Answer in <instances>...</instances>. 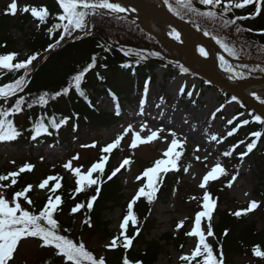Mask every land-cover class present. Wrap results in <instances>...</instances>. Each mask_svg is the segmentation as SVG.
<instances>
[{"label":"trees","instance_id":"1","mask_svg":"<svg viewBox=\"0 0 264 264\" xmlns=\"http://www.w3.org/2000/svg\"><path fill=\"white\" fill-rule=\"evenodd\" d=\"M162 1L164 3V0ZM11 2L12 0H0V55L17 53L16 60L13 61L16 63L26 60L28 56L34 53H39L38 61L33 62L34 67L30 66L27 76L28 83L24 91L18 94V97L23 96L26 101L31 102L43 92L49 93V103L46 107L36 105L32 109H27L25 105L23 113L10 117L22 133L18 139L10 141L16 149L28 147L29 152L32 153L34 147L37 146L44 148L48 146L61 147L70 144L75 139L82 142L86 140L84 136L96 131L98 127L116 124L118 121L131 116L129 108L136 107L139 95L147 88V83L156 81L155 63H162L182 72V65L171 56L164 45L144 30L135 18L124 13L99 10L97 14L88 17L92 25L89 29L90 34L83 32L78 35L73 33V37L79 36L80 38L66 37L65 41H62L58 47L51 51H45L49 44L54 43L59 38L60 34L56 32L50 36L48 32V28L57 22L55 17L62 12L57 0H16L18 8L29 6L48 9L50 13L48 21L39 27H37L38 21L30 14L18 11L15 16L5 15V10ZM165 6L168 10L171 6L172 10H169L171 13L192 25L202 34L208 32L209 35L207 36L216 43L218 39L227 44L228 48L235 52L234 56L217 43L220 49L232 60L251 62V64H238L224 58L227 61V64L223 66L224 69L231 67L237 72H243L245 74L243 79H264V7L261 8L259 15H256V5L253 4L241 9L233 8L226 16H223V2L219 7L214 8L201 5L199 0H192L195 11L178 3L177 0H168ZM206 11L216 12L217 15L214 17L202 15ZM236 17L248 18L236 20V23L232 24L230 21ZM225 20L229 23L225 24ZM248 29L253 31L250 32ZM17 34L20 36L17 37ZM24 51L28 53L25 57L22 55ZM150 53H158L159 55L154 56ZM93 55L97 56V63L92 70L86 73L82 82L85 96H80L72 87V77L87 67ZM141 55L145 59H140ZM185 73L191 72L188 70ZM23 74V69L11 72L0 69V86L13 82ZM170 74L171 72L167 76ZM199 80L204 86H211L206 80L202 78ZM66 87L70 88L67 95H61L56 100H51L52 94L62 91ZM224 95L226 101L233 98L225 92ZM111 96H115L121 104L116 112L103 113L99 100ZM18 97H12L6 101L0 99V107L10 108ZM239 104L242 108L238 109V113L248 111L244 120H248L249 123L243 124L238 129H236L237 126H234L235 134L222 138L223 143L221 151H219L221 152L220 160L224 164L227 174L220 181H214L207 188L212 198L216 200V208L213 211V218H216V221L211 222L214 236L207 242L213 246L217 256L222 246L225 264H239V259H245V264H264V258L253 255V248L257 246L260 247L261 251H264V136L259 139L257 147L251 153L244 156L243 159L240 158V154L246 151L247 144L255 139L250 134L255 131L264 132V125L254 121L253 117L257 115L254 111L240 101ZM40 116H55L58 121L64 117L70 119L58 132L50 130L52 135H41L37 140H32V133L29 129L33 125L29 117L35 120ZM19 117L24 118L21 124L18 122ZM241 141L243 143H240ZM235 145L239 146L236 147L231 156L223 155L225 151H231ZM122 154L121 149H117L115 153L105 154L109 155V158L105 172L100 177L105 182L101 184L99 198L94 203L91 212L85 208L80 213L70 215L71 208L76 203H86L88 198L95 195V186L75 193L76 178L70 179L68 176H62L59 170L60 172L56 176L62 179L60 181L61 188L57 190V194L61 195L63 203L60 206L62 211L56 213L55 216L61 225V229H70V232H62V234L68 235L75 242H80L83 232L90 229L83 224V220L90 216L93 227L107 232V237L115 236L108 230L109 225L105 221V215L118 207L124 210L123 216L126 215L127 205L131 200H128L124 194L123 176L125 171L121 169V172L111 181L107 180V176L119 166L117 160ZM186 157H181L179 171H170L158 178L162 182L158 184L159 191L154 203L168 205L174 196H179L183 192V171ZM241 167L256 175L257 184L254 187L253 195L260 207L247 215L236 217L233 213L247 208L249 204H243L231 198L227 184L232 180L231 176L236 175ZM35 168L36 166L31 172ZM31 172L21 173L16 178V185L5 188L10 199L16 191L28 184L34 185L36 181L40 183L46 178V175H32ZM98 175L94 174L93 178ZM50 183L52 184L54 181ZM204 191L194 193V197L203 200ZM50 194L40 198L33 191L28 193V196L33 200V205L29 207L30 210L37 212L41 210ZM152 205H149L143 197L134 205V214L138 217L136 227L140 228L141 231L140 235L133 241L132 248L127 251V256L133 261V264L136 261H142L143 264H156L160 254L166 248L172 247L178 252H183L187 246L189 236L186 235L188 230L185 226L180 227L176 232L165 233L158 239L148 240L151 233L159 227L153 215ZM80 218L82 223L77 231V221ZM175 229L177 230V226ZM225 231L228 232L227 236L224 235ZM134 232L135 228L130 224L129 233ZM32 239L41 244L37 238ZM45 250L49 252L48 256L37 259L34 264H62V258L55 254L54 249L45 248ZM124 255L125 250L122 247L113 253L106 251L99 256L95 254L97 258L104 256L106 264H122ZM19 260L20 258L16 253L10 264H19Z\"/></svg>","mask_w":264,"mask_h":264},{"label":"snow or ice","instance_id":"2","mask_svg":"<svg viewBox=\"0 0 264 264\" xmlns=\"http://www.w3.org/2000/svg\"><path fill=\"white\" fill-rule=\"evenodd\" d=\"M223 0H199V3L204 6L219 7L222 4ZM57 3L62 10L61 14L55 17L57 21L51 27L48 28L49 35L52 36L56 32H59V38L55 40L54 43L49 44L48 48L45 51H51L52 49L58 47L62 41H65V38H75L79 39V36L73 37V33L84 32L85 34H90L89 31V20L90 15H95L99 10H106L110 13H123L127 9L122 7L119 3H116L115 0H57ZM164 3L167 4L168 0H164ZM178 3L184 4L186 7L195 11L196 9L192 6V0H178ZM256 5V15H259L261 8L264 7V0H239V2H234V0H228L227 3H224L223 7V16H226L231 9H241L248 5ZM169 10L171 6H169ZM20 11L25 14H30L36 21H38L37 27L47 23L50 13L46 7H29L24 6L23 8H18V3L16 0L8 5L5 10V15L15 16L17 12ZM202 15L207 17H214L217 15L216 12L206 11ZM248 17H236L231 20L232 24L236 23V20L247 19ZM225 24L229 21L225 20ZM248 31H253L248 29ZM174 39L180 40V33L173 30L171 33ZM204 35H209L208 32H205ZM217 43L221 45L222 48L228 50L230 55H235V52L232 49L228 48L227 44L222 43L217 39ZM107 50V49H105ZM201 56H207L208 52L204 47L198 49ZM17 53H10L5 55H0V69L11 71L24 70V74L19 78L15 79L13 82L6 83L0 86V99L8 100L12 97H18V94L23 92L26 84L28 83L27 76L29 75L30 66L34 67L33 62L38 61L39 53H34L26 60L18 61L13 63L16 60ZM150 55L158 56V53H150ZM140 59H145L143 55L140 56ZM221 65L224 66L227 64L224 57H220ZM97 63V56L93 55L91 57V62L87 67L78 72L72 77V87L80 96H85V92L82 89V82L86 73L92 70ZM226 71L232 73L231 79L235 76L238 79H243L245 74L243 72H237L231 67H226ZM182 72H187L188 69L181 66ZM70 91V88H64L62 91H57L51 95V100H56L61 95H67ZM183 93L184 89H180ZM189 96L192 93H187ZM236 100V97L232 98ZM264 103V100L260 101ZM49 103V93L43 92L38 96L37 99L32 100L31 102L26 101L25 97L19 96L15 99L14 104L10 108L0 107V143L10 142L18 139L22 133L16 127L14 120L10 117L19 115L25 111V105L27 109H32L34 106L39 105L41 107H46ZM222 108H218L217 112L222 111ZM119 115V112H117ZM69 117H64L59 121L55 116L46 117L40 116L35 120L32 117H29V120L32 122V127L29 131L32 133L31 139L37 140L41 135H52L54 130L58 132L60 128L68 123ZM215 119V115H213ZM254 121L259 122L261 125H264V117L261 115H255L253 117ZM229 124H232V120H228ZM244 125L249 123L248 120L242 122ZM147 125H141L140 131H133L132 125H128L123 132L118 135L115 140L111 143H108L106 146L102 147L101 152L104 154H111L114 149H117L121 141L129 133H132V139L129 147L131 149H136L138 145H143L150 143L159 137V132L163 129L157 131H151L150 134L146 137L141 136V132ZM76 129L74 128V131ZM235 134V129L228 131L227 135L232 136ZM173 137L176 136L175 132H172ZM255 139L251 143L247 144L246 151L240 154V158L243 159L244 156L251 153L256 147L259 139L264 136V132L255 131L250 134ZM162 139V138H161ZM212 140L216 142H222L220 138L216 135L212 136ZM185 141L178 140L176 138L171 139L169 146L162 153V157L157 159L154 162V165L145 169L140 176L136 177V180H142L146 178V184L139 187L138 191L135 193L131 201L127 205L126 215L123 216L121 223L119 224L120 232L118 235L114 236L106 245L107 250H116L118 248H123L125 250V255L122 258V264H133L127 256V251L132 248L133 241L140 235V228L136 227L138 223V217L134 214V205L143 197L146 199L149 205H152L156 199L157 192L159 191L158 184L161 183L158 178L161 174H167L170 171H179V162L183 155ZM240 143H243L241 141ZM235 145L232 147L231 151H225L224 156H231L232 152L235 151ZM82 148H95L96 143L91 144H82ZM196 152L201 151L199 146H196L194 149ZM109 155H102L100 159L93 163L90 168L86 171H82L81 167H73L72 162L79 159V154L74 155L68 162H66L63 167L69 170L75 179V193H80L85 190V188H92L95 186V195H92L88 198L86 203H76L72 208L70 215L80 213L82 209H87L88 212H91L94 207V203L98 200L101 184L105 181L101 180L100 177L103 176L105 172V166ZM201 158L196 157V160L199 161ZM205 160L207 157L204 158ZM43 160V157H41ZM14 163V161H13ZM132 160L130 158H124L120 165L111 171V174L107 176V180L111 181L118 173L121 172V169H124L126 166L131 165ZM34 168L32 164H25L18 169V171H12L7 175H0V181L11 180L10 185L0 184V264H10L14 260V254L18 251V246L22 241L27 240L28 238H37L41 241L40 247L42 248H52L55 250V254L62 258V264H106V258L100 256L97 258L91 251L86 248L85 243L81 240L80 242H75L68 235L63 233L70 232L69 228L61 229V225L56 218L55 214L59 211H62L61 204L63 203L61 195L57 194V190L61 188V177L57 176H48L43 179L39 184V189H48L51 193L46 204L42 207L41 210L34 211L29 210V207L33 205V200L28 196V193L33 191L34 186L28 184L23 187L21 190L13 193L11 200L6 199L3 189L17 184V177L21 173L31 172ZM185 172L188 171L187 168L184 169ZM94 174H99L96 178H93ZM225 168L220 164L216 163L211 170L208 171L203 177L202 182L199 184L201 189H205L203 193V203L202 210L197 212L194 218V227L192 230L186 233L189 237L198 238V242L195 244L194 248L189 254L180 256V260L185 262V264H225L223 248L222 246L219 249V255L217 256L214 253L213 246L207 242V237H213L214 232L212 228L211 221L213 219V211L216 208V200H214L211 194L207 191V186L210 181H215L221 175H226ZM236 178L233 177V181ZM54 183L50 184V182ZM227 187H232V183L229 182ZM75 198V197H73ZM195 199V197H193ZM27 204L29 207H25ZM258 207L259 203L255 200L251 201L247 208L238 210L233 213L236 217L241 215H247L248 213L253 212ZM202 218H206L208 221L205 231H202ZM83 224L87 225L88 228L93 227L91 217L88 216L83 220ZM135 228V232L129 233V226ZM183 226V221H180L177 225V230ZM224 235L227 236L228 232L225 231ZM253 255L256 257L264 258V251H261L260 247L253 248ZM135 264H143L142 261H136Z\"/></svg>","mask_w":264,"mask_h":264},{"label":"rangeland","instance_id":"3","mask_svg":"<svg viewBox=\"0 0 264 264\" xmlns=\"http://www.w3.org/2000/svg\"><path fill=\"white\" fill-rule=\"evenodd\" d=\"M162 1V0H161ZM178 1V0H177ZM228 0H223V3H227ZM239 2V0H234ZM131 12H129L130 14ZM89 21V29L91 27ZM170 40L176 43L178 46L184 47L185 41L183 39L181 31L176 27L170 26L169 28ZM175 30L180 33V40L173 38L171 33ZM78 33V32H77ZM20 35L17 34V37ZM166 45H164L165 47ZM197 49L203 47L198 42ZM171 56L177 60L181 65L187 67L186 56L180 52L179 48L172 46L165 47ZM198 51V50H197ZM224 52V51H223ZM199 53V51H198ZM225 53V52H224ZM23 57L27 55V51L22 53ZM200 55V53H199ZM227 55V54H226ZM201 56V55H200ZM207 58V56H201ZM156 81L150 88L152 90H145L137 101L136 107L130 109L131 116L122 121H118L116 124L98 127L96 131L84 136L86 140L80 142L77 139L71 141L68 145L61 147L48 146V147H34L32 153H30L28 147L16 149L10 142L0 143V175H7L12 171H18L20 167L25 164H32L36 166L35 170L31 174L56 176L58 172L62 176H68L72 179L74 176L72 173L65 169L63 165L68 162L74 155L79 154V159L72 162L73 167H81L82 171H86L91 165L97 162L102 155V147L111 143L115 138L120 135L123 130L132 125L133 131L139 132L141 125H147L143 132L142 137H146L151 131L159 132V137L150 143L138 145L136 149L129 147L132 139V133H129L121 141L120 146L117 149H121L123 154L118 158L117 165H120L124 158H130L132 160L131 165L126 166L122 171H125L123 178L124 194L128 200H131L139 187L146 184V178L137 181L136 177L140 176L142 172L154 165L157 159L163 158L162 153L167 149L171 139L176 138L181 141H185L183 148V155L187 156L185 162V168L187 172L183 171V192L179 196H174L168 205L161 203H153V215L158 222V229L153 231L149 237L150 239H158L165 233L176 232L178 230L175 227L180 221H183V226L187 227L190 231L194 227V218L197 212L202 210L203 200L197 198L193 199L194 193H201L205 189H201L199 184L202 182V177L211 170L216 163H220L224 168V164L220 160L221 146L223 143L222 136L227 135L225 129H227L228 120H239L237 125L238 129L240 123L246 117V114L235 117L234 112L240 107L235 102L222 106V92L217 88H200L199 77L192 75L191 73L177 72V69H172L170 66L157 69ZM174 74L167 85L166 92L162 96L159 84L163 75L166 73ZM199 76V75H198ZM202 78V77H201ZM184 91L181 93L180 89ZM186 92V94H185ZM187 100L184 96L187 93ZM160 94V95H159ZM185 94V95H184ZM195 97V98H194ZM194 98V99H193ZM254 98L264 100V92L255 95ZM190 100V101H188ZM260 100V101H261ZM102 105L103 113L109 114L117 110L121 102L118 104L114 101V97L101 98L99 100ZM264 105V103H262ZM218 108H222L220 111L222 116H227V119L218 115ZM215 115V119H213ZM209 120V121H208ZM227 120V121H226ZM24 118L19 117L18 122L21 124ZM211 123V124H210ZM172 132L176 133V136L171 135ZM218 133H221L220 135ZM216 135L222 142H216L212 140V136ZM95 142V148H82V144H91ZM199 146L201 151L196 152L194 149ZM117 149H114L112 153H115ZM199 156L201 159L196 160ZM43 157V160H41ZM207 157L205 160L204 158ZM14 161V163H13ZM184 168V169H185ZM60 170V171H59ZM226 170V169H225ZM163 175V174H161ZM160 175V176H161ZM224 175L219 176L217 181L221 180ZM232 187L229 188L230 197L243 204H249L254 200V187L256 186V175L252 171L241 167L236 175L231 176ZM233 177L236 179L233 181ZM215 180V181H216ZM214 181H210L209 185ZM11 180L0 181V184H10ZM38 182H34L33 192L36 196L42 198L47 196L50 192L48 189H39ZM51 184V183H50ZM6 199H10L6 189H3ZM25 207H29L27 204ZM30 210V208H29ZM124 210L121 207L116 208L110 213L105 215V221L108 223V230L115 236L119 234V224L122 221ZM216 218H213L211 222H215ZM82 223L81 218L77 221V231ZM208 221L206 218H202V231L207 228ZM260 227V225H259ZM107 232L102 229L92 227L83 232L81 240L85 243L86 248L97 256L104 254L106 251L113 253L115 250H107L105 245L113 238L107 237ZM211 237H207L209 240ZM198 242V238L189 237L187 246L183 252H178L172 247L166 248L159 256L156 264H184L179 258L182 255L189 254ZM49 252L45 248L40 247V243L32 238H28L22 241L18 246L17 255L20 258L19 264H34L39 258L47 257ZM239 264H245V259H239Z\"/></svg>","mask_w":264,"mask_h":264},{"label":"bare ground","instance_id":"4","mask_svg":"<svg viewBox=\"0 0 264 264\" xmlns=\"http://www.w3.org/2000/svg\"><path fill=\"white\" fill-rule=\"evenodd\" d=\"M124 3H128V0H120ZM138 5L143 6L145 9H152L154 11H164L163 5L159 0H134ZM140 20L142 25L158 34L159 36L170 40L169 28L170 26L176 27L179 31L180 28L175 26L169 19H161V18H153V17H142L140 16ZM182 33V31H181ZM183 39L185 41L184 49L187 52L193 51V56L195 58H191L190 56L187 58V63L193 69L199 71L200 73L213 77L216 82L220 84H224L225 78L221 72L215 70V67L210 62L209 55L206 59L201 58L197 51L198 41L195 39H190L185 33H182ZM211 54L215 56L216 52L212 45H209ZM176 48V46L174 47ZM182 52V51H180ZM183 53V52H182ZM189 55V54H188ZM230 76L227 77V85L230 89H233L239 93H242L249 97H254L262 92H264V82L262 81H241L236 77H232L229 79ZM260 114L264 117V111H260Z\"/></svg>","mask_w":264,"mask_h":264},{"label":"water","instance_id":"5","mask_svg":"<svg viewBox=\"0 0 264 264\" xmlns=\"http://www.w3.org/2000/svg\"><path fill=\"white\" fill-rule=\"evenodd\" d=\"M123 5H126L127 7L132 8L134 11H136L137 15H138V20L141 23L140 20V16L142 17H153V18H161V19H169L175 26L179 27L180 30L182 31V33H185L190 39H195L196 41L200 42V44L207 50L208 55L210 57V62L213 64V66L215 67V70L218 72H221L225 78V82L224 84H220L218 82H216V80L213 79V77H209L206 76L202 73H200L199 71L193 69L192 67H190V65L187 63L186 66H188V68L194 72L195 74L203 77L204 79L208 80L209 82L213 83L214 85H216L217 87L221 88L223 91H225L226 93H228L229 95L236 97L237 99H239L240 101H242L243 103H245L246 105H248L249 107H251L253 110H255L257 113H260V111H264V105L256 102L254 99L250 98L249 96H246L242 93H239L233 89H230L227 85V77H228V72L226 70H224L221 65H220V61L218 59L219 54L224 55L223 52L218 48V46L216 45V43L202 35L200 32H198L195 28H193L191 25H189L188 23L180 20L179 18H177L176 16H174L172 13H170L166 7L163 5V3L161 2V4L163 5L164 11H154L152 9H145L143 6L138 5L134 0H128V3H124L120 0H115ZM142 25V23H141ZM142 27L149 32L150 34H152L153 36H155L159 41H161L164 45L167 46H172V47H177L179 48L180 51L183 52V54L186 56V61L187 58L190 56L191 58H195V56H193V51L187 52L184 47L178 46L176 43L172 42L171 40H167L161 36H159L158 34L146 29L143 25ZM209 45H212L215 50H216V54L215 56L211 54L210 51V47ZM189 54V55H188ZM225 56V55H224ZM226 57V56H225ZM241 64H248L249 62H238Z\"/></svg>","mask_w":264,"mask_h":264}]
</instances>
